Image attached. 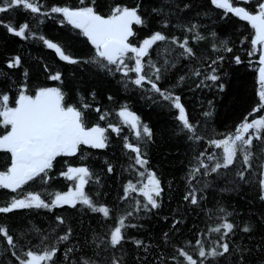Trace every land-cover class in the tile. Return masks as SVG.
<instances>
[{
	"label": "snow or ice",
	"instance_id": "snow-or-ice-1",
	"mask_svg": "<svg viewBox=\"0 0 264 264\" xmlns=\"http://www.w3.org/2000/svg\"><path fill=\"white\" fill-rule=\"evenodd\" d=\"M17 38L52 63L0 51V264H264V0H0Z\"/></svg>",
	"mask_w": 264,
	"mask_h": 264
},
{
	"label": "trees",
	"instance_id": "trees-1",
	"mask_svg": "<svg viewBox=\"0 0 264 264\" xmlns=\"http://www.w3.org/2000/svg\"><path fill=\"white\" fill-rule=\"evenodd\" d=\"M48 34L54 38L58 36V33L55 30H49ZM5 45L9 50L20 51L21 55H23L26 60L28 57V52L31 51L33 54L44 55L45 59L48 60L49 63H52L51 57L47 55L48 50H41L35 47H25L23 42L18 41V38L16 43H13L11 39H9L8 41L0 40V51L5 50ZM75 49L78 53L82 52L83 46L80 43H76ZM63 70L65 74L69 72H75L77 77H81L83 79L85 88H87L88 85L94 82V78L90 79V69L88 71L82 72L79 68L70 65H65ZM229 78L232 80L231 88L233 91V96L228 98L226 106L221 108L220 111L222 113H228L234 118L235 115L243 111L244 107H247V97L252 91V76L249 69L240 68L234 75L230 76ZM113 87H115V82H113ZM236 93H239V100L237 101V104L233 109L232 101L236 99ZM208 98L210 99L212 97L209 95ZM186 103L188 104L189 109L193 107V103L190 99L186 100ZM145 112H151V110L145 109ZM165 119L166 118L162 116L158 117L155 114L152 115L153 121L162 123ZM177 159H179V157H177ZM176 172L178 174V169L176 170ZM113 191L115 190L113 189ZM3 198V195L0 194V200H2Z\"/></svg>",
	"mask_w": 264,
	"mask_h": 264
}]
</instances>
